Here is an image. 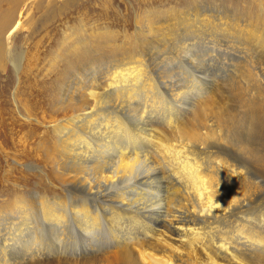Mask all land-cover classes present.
<instances>
[{
	"label": "bare ground",
	"instance_id": "6f19581e",
	"mask_svg": "<svg viewBox=\"0 0 264 264\" xmlns=\"http://www.w3.org/2000/svg\"><path fill=\"white\" fill-rule=\"evenodd\" d=\"M26 1L30 0H0V151L7 153L5 141L28 148L29 140L32 146V139L37 140L64 194L23 197L0 205V219L15 216L0 232L31 231L36 234L28 236L39 242L45 231L61 239L56 247L33 248L34 252L29 248L22 254L6 246L0 264H264V215L243 220L234 229L228 224L233 222L230 216L248 211L252 193L257 192L238 159L243 153L264 160L260 152L264 144L244 139L247 132L249 137L253 134V127L264 138L263 127L255 126L262 119L255 123L257 115L250 119L246 113L240 116L232 111L217 89L208 88L213 80L206 82L205 74L200 83L184 75L187 84L180 87L172 78L177 67L170 63L162 69L147 57L156 51L165 57L167 51L161 49L182 51L185 40L196 43L203 37L199 32L223 31V27L264 47V27L257 19L240 24L224 16L203 15L205 19L195 24L187 11L138 13L137 24L148 25L136 33L137 39L146 36L145 46L140 40L137 47L143 50L116 54L119 62L128 60L104 79L107 58L92 55L85 46L88 56L53 92L52 106L62 112L70 106L74 113L61 120L50 117L48 139L49 134L42 135L18 119L23 114L31 120L34 105L19 93V86L14 89L20 75L28 73L22 70L24 56L18 54L16 43L24 17L32 18L26 15L32 0ZM73 2L37 0L35 9L49 21L70 10ZM154 45L152 50L147 48ZM124 47L134 49L129 43ZM253 72L244 68L243 81L255 87L258 75ZM189 83L197 87L191 95L201 98L198 101L187 97ZM28 96L35 97L31 91ZM263 100L257 102L260 108ZM257 103L244 102L251 115ZM231 144L237 150L232 151Z\"/></svg>",
	"mask_w": 264,
	"mask_h": 264
},
{
	"label": "rangeland",
	"instance_id": "374dc122",
	"mask_svg": "<svg viewBox=\"0 0 264 264\" xmlns=\"http://www.w3.org/2000/svg\"><path fill=\"white\" fill-rule=\"evenodd\" d=\"M34 1L35 2H33V0L32 2L31 0L29 2L26 1V4L32 3L28 5L29 7L26 12L28 17L32 15L31 21L25 20L26 17H24L25 23L21 27V30L16 33V43L20 47V49H18V54L24 56L22 70L28 73L21 71L26 74L20 75V84L19 80H17L14 89L19 86V93L22 95L24 94L23 96H25L29 102L32 100L34 103L32 108V119H25L22 116L23 114L19 115L18 119L24 123L32 124V128L38 132H42V135L44 134L47 136V134H49L47 137L48 139L52 137L50 117L61 120L74 113L70 106L66 107V112L56 110L55 107L52 106V104L56 102L53 92L54 88H58L60 84L67 83L65 82L68 81L67 76L75 71L77 63L83 57L88 56L85 46L90 48V53L92 55L94 54V56L107 58L105 61L106 64L103 66V68H108L106 73L104 72V79L110 77L114 69L117 70L118 67L125 65L122 63L123 61L128 60L125 59L119 62L120 60L115 59L117 57L116 54L129 55L131 51L139 52L143 50H139L137 47L140 45V40L143 43L142 45L145 44L146 36L144 37L142 35V38L137 39L136 33L139 31L140 26L146 30L148 25L146 26V24L143 23H140V25L137 24L136 17L138 13L142 15L143 12L146 14L152 12L154 16H156L159 11L171 12L170 14H174L173 11L175 13L187 11L186 14H189V20H193L195 24L201 19H205V16L206 18L209 16H216L217 18L224 16L227 17V20H238L240 24L241 22L244 24L250 23L257 19V24L264 27V0H74V2L71 3L70 10H66L65 13L63 12L61 17H56L49 21H47L45 17H42L40 11L35 9L37 0ZM213 21L219 25L218 20ZM202 25L203 24H201V26ZM224 30H226V28L223 27V31L211 32L206 30V33L199 32V34L203 36L202 40L196 43H193L195 40L193 41V39L190 38L187 41L185 40L183 45L184 49L182 51L181 49L180 51H174V49L162 50L160 44L163 42L159 41L157 46L161 51H167L165 52L166 56L163 57L161 54V58L157 55L158 52L156 51L153 52L154 54H147V57L149 56L148 58H150L156 66L158 65L159 68L164 69L170 63H172L173 68L176 69L177 67L178 70H174L176 73L172 74V78L175 84L177 83L180 87L187 84L183 79L184 75L200 83L203 80L199 77H204L205 74L206 82L208 80H213L212 82L214 83L213 85L211 82L208 88L211 86V90L215 89L216 91L217 89L221 94V99L227 102V106L230 107L232 111H238L237 114L240 116H242L240 112H243V114L246 113L245 115H247V117L249 116L250 119L255 118L257 115L254 122L258 121L259 123L258 118L264 121V109H261L264 105L261 104V106H263L260 108L257 103L264 98V47L258 43L257 40L246 38L243 34L238 35L236 33H230L227 30L224 32ZM104 32H106L108 36H103ZM126 36L129 38L127 39ZM97 37L100 38V43L95 39ZM126 43L132 44L134 49L126 50V47H124ZM157 46L154 45L151 48H147L152 50ZM98 51L99 53H97ZM174 52H177L178 55L174 54ZM152 56L153 58H151ZM202 58L206 60V63H198L196 66L195 62H199ZM244 68L255 71L253 73L258 75V81L255 82V87L251 85L248 86L244 83ZM151 70H153V66ZM157 76L158 74H154L153 78H157ZM189 84V89L191 90H189L188 98L194 97V92L197 91V87H194L191 83ZM255 88L257 89L255 90ZM257 90L260 91L259 93H261V96L263 95L262 98L257 94ZM29 91L35 96L33 99L28 98ZM192 93L193 95H191ZM198 99L201 98L194 97L192 100L198 101ZM252 100L257 104L255 107V114L252 112L251 115V111L244 105V102L245 104L247 101L252 103ZM45 101L47 102V106H45ZM241 105H244V108L246 107L245 111ZM57 108L60 109L59 106H57ZM256 112H259V116L262 117H258L259 113L256 114ZM44 115L48 117L44 118L46 121H42L44 120ZM262 120L259 124L255 122V126L260 125L261 128L263 127L262 129H264V126L261 125ZM238 128L241 131L247 129ZM252 131H254V135L251 133L249 137V133L247 132L246 135L248 138L244 136L245 141L247 139L248 143L255 142L253 145L258 146H261L262 143L264 144V138L256 134L255 127H253ZM29 141L30 142H27L28 148H24L22 145L15 148L10 141H5V152L7 153L3 154L0 151V205H5L8 202L21 201L23 197L29 199L32 196L39 197L46 195L48 198L54 195L60 196L64 194L62 185L55 178L54 174L51 173L43 152H40L37 140L32 139L35 143L34 146L30 145L29 143H31V140ZM228 146L233 148L232 144ZM234 148L237 150L236 146H234ZM234 148L232 151H234ZM260 152L263 153L264 149H261ZM241 154V157H238L240 161L239 165L246 170V174L249 176L247 177L257 186V192L254 194L252 193L251 201L248 202V211L244 210L245 212H243V214L238 211L235 215L230 216V220L233 222H229L228 224L233 229L234 226L243 225V220L249 221L254 217L258 218L264 215V160L259 157L257 158V156L254 158L253 156L245 155V153V156H243V153ZM11 157H13V159ZM31 165L35 166V168L29 169L32 168ZM213 167H215L214 164ZM43 185L46 188H42L41 186ZM17 196L19 197L18 200L16 199ZM164 196H166V194H164ZM172 198L173 196L170 197V199ZM12 221H15V216H6L4 219H0V227L2 230L8 228ZM224 227L230 228L226 225H224ZM24 228L27 229L28 227L25 226ZM18 231L19 230L14 229L13 233L5 231L0 232V252L5 249L6 246L10 245H12L11 247L14 252H17L18 249V252H21V254L22 250L29 248L32 250L33 248H53L56 247L57 243L59 244L61 239L47 235L44 231L42 236L38 234L39 237L41 236V241L37 242L36 238L32 239L28 236L35 235L36 233L25 231L24 234H22ZM38 235L36 237H38ZM83 243H85V241L82 242V244ZM87 243H89V241H87ZM34 251L35 250L32 252Z\"/></svg>",
	"mask_w": 264,
	"mask_h": 264
}]
</instances>
